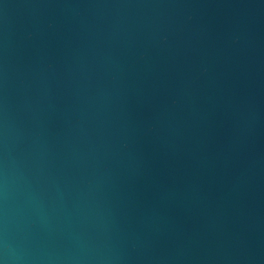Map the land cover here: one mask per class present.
Here are the masks:
<instances>
[{
    "label": "water",
    "instance_id": "obj_1",
    "mask_svg": "<svg viewBox=\"0 0 264 264\" xmlns=\"http://www.w3.org/2000/svg\"><path fill=\"white\" fill-rule=\"evenodd\" d=\"M0 264H264V0H0Z\"/></svg>",
    "mask_w": 264,
    "mask_h": 264
}]
</instances>
